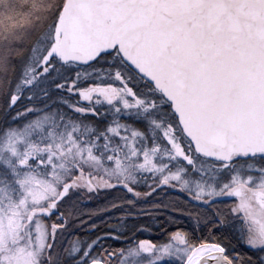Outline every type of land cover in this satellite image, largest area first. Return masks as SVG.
Returning a JSON list of instances; mask_svg holds the SVG:
<instances>
[{
  "label": "snow or ice",
  "instance_id": "6c2138e0",
  "mask_svg": "<svg viewBox=\"0 0 264 264\" xmlns=\"http://www.w3.org/2000/svg\"><path fill=\"white\" fill-rule=\"evenodd\" d=\"M0 264H264V0H0Z\"/></svg>",
  "mask_w": 264,
  "mask_h": 264
},
{
  "label": "trees",
  "instance_id": "16d2710c",
  "mask_svg": "<svg viewBox=\"0 0 264 264\" xmlns=\"http://www.w3.org/2000/svg\"><path fill=\"white\" fill-rule=\"evenodd\" d=\"M100 200L101 201L103 200V197L102 196L99 197V198H97V202H95L93 204L92 203H90V204L86 203V204H87L88 207H95L96 205H98L99 203H101ZM157 219L163 221L164 217L163 216H159ZM134 220H138L139 222L145 223V224H148V225H151L152 224V221L150 219H148V218H138V219H134ZM152 231H153L152 232V236H153L152 239H159V238L162 237V233L157 230V227L156 226H153ZM150 233L151 232H143V233L137 232V235L138 236H141V238H148V236H149L148 234H150Z\"/></svg>",
  "mask_w": 264,
  "mask_h": 264
},
{
  "label": "rangeland",
  "instance_id": "374dc122",
  "mask_svg": "<svg viewBox=\"0 0 264 264\" xmlns=\"http://www.w3.org/2000/svg\"><path fill=\"white\" fill-rule=\"evenodd\" d=\"M101 201V200H100ZM95 202H97V198H94L93 200H91V201H86L85 203H88V204H90V203H95ZM185 207L187 208V207H189L188 205H185ZM175 215H177V216H181L182 214L181 213H175ZM183 215H185L186 216V213L185 214H183ZM159 216H157V218H158ZM138 218H148V219H150L148 216H140V217H136V218H133V219H138ZM151 220V219H150ZM185 221H186V223L184 222V220H182L181 222H184L185 224H187V220L185 219Z\"/></svg>",
  "mask_w": 264,
  "mask_h": 264
},
{
  "label": "flooded vegetation",
  "instance_id": "af4514ba",
  "mask_svg": "<svg viewBox=\"0 0 264 264\" xmlns=\"http://www.w3.org/2000/svg\"><path fill=\"white\" fill-rule=\"evenodd\" d=\"M184 207H185V206H184ZM185 208H186V207H185ZM184 222L186 223V221H185V220H184ZM184 222H182V223H184ZM185 223H184V224H185ZM187 223H188V221H187ZM185 225H186V224H185ZM152 232H153V231H151V233H150V234H148V235H149V236H148V238H153V236H152Z\"/></svg>",
  "mask_w": 264,
  "mask_h": 264
}]
</instances>
